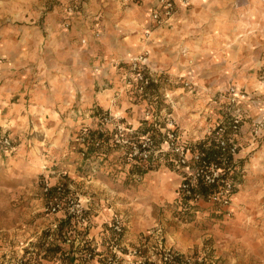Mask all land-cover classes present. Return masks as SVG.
Masks as SVG:
<instances>
[{
  "label": "rangeland",
  "instance_id": "rangeland-1",
  "mask_svg": "<svg viewBox=\"0 0 264 264\" xmlns=\"http://www.w3.org/2000/svg\"><path fill=\"white\" fill-rule=\"evenodd\" d=\"M175 1L174 15L189 3ZM134 8L143 12L145 6L139 0H0V91L6 88L0 92V264H65L68 256L52 250L55 245L74 251L82 264H159L170 252L191 264H264V201L233 205L248 162L264 147V126L259 136L254 133L264 119L249 115L252 106H264V70L257 71L252 89L235 81L211 89L156 67L153 52L126 47L132 34L149 41L161 26L140 28ZM25 33L31 35L28 45ZM24 44L27 56L21 54ZM37 47L47 67L55 51L72 48L75 61L62 63L87 64L91 90L101 92V100L108 97L107 107H82V87H68L58 99L41 81ZM232 87L247 99L231 110ZM204 93L203 107L190 108L205 122L202 128L194 124L197 135L183 126L187 105L181 96L198 100ZM237 113L243 120L234 139L230 205L188 203L180 188L182 170L170 155L130 159L116 142L121 128L125 137L150 132L158 142L172 130L202 148L220 121ZM227 135H233L230 126Z\"/></svg>",
  "mask_w": 264,
  "mask_h": 264
},
{
  "label": "crops",
  "instance_id": "crops-1",
  "mask_svg": "<svg viewBox=\"0 0 264 264\" xmlns=\"http://www.w3.org/2000/svg\"><path fill=\"white\" fill-rule=\"evenodd\" d=\"M140 1L145 6L144 11L140 12L138 8L132 11L135 17L138 15L137 26L152 25V13L157 6V0H139V3ZM18 8L24 12L21 3ZM23 15L24 18L27 17L23 13L21 18ZM134 27L132 25L131 28ZM152 34L153 39L142 41L140 34L134 33L126 41V47L132 51L150 50L153 52V64L156 67H163L171 74H185L203 87H227L231 81H235L243 89H252L257 83V71L264 70V0H189V3L181 4L177 14ZM30 36L25 33L21 37L27 41V45L28 40L32 43ZM24 45L25 50L21 48V54L27 56V45ZM35 45L38 46L37 43ZM183 52L187 55L183 56ZM9 53L18 55L12 50ZM34 53L36 61L41 59L35 64L42 73L41 81L54 89L58 99L62 90L68 92V87H75L76 90L82 87L81 100L77 101L82 107L89 108L98 103L107 107L108 97L101 100V92L91 90L92 81L88 76L90 68L87 64L77 61L64 66L62 63L63 60L70 62L74 59L75 52L72 48L55 51V57L48 67L44 64V51L37 47ZM82 55L86 56L84 53ZM50 65L51 69H47ZM5 89L0 92L6 93ZM205 94L199 96L198 100L181 96L182 104L187 105L183 115L191 116L190 119L186 117L183 120V126L197 135L200 131L194 128V124L202 128L205 122L197 112H190V108L193 103L196 108L203 107ZM67 97L72 96L69 94ZM45 102L48 103L46 99ZM251 108L249 115L252 119H264V106ZM247 167L248 174L246 173L242 187L234 198V207L260 206L264 201V147L256 152ZM260 211L264 212V208L261 207Z\"/></svg>",
  "mask_w": 264,
  "mask_h": 264
},
{
  "label": "built area",
  "instance_id": "built-area-1",
  "mask_svg": "<svg viewBox=\"0 0 264 264\" xmlns=\"http://www.w3.org/2000/svg\"><path fill=\"white\" fill-rule=\"evenodd\" d=\"M158 3L159 8L153 10L152 20L156 25H163L174 16L177 5L175 0H158ZM140 79L143 81V85L149 83L147 77L141 75ZM230 92L232 96L229 98V109L231 110L235 109L234 106L238 102L247 99V94L239 91L236 87H232ZM242 120L241 114L237 113L232 115L229 121L225 119L220 121L213 131L215 142L211 141L210 145H205L202 148H195L184 143L176 131L172 130L168 132L162 142H158L155 135L150 132L125 137L121 128L116 136V142L127 148V155L130 159L149 161L153 158L170 155L175 165L182 170L183 177L180 188L183 199L188 203L207 201L212 204L230 205L236 190L234 175L238 145L234 139L239 132ZM227 123L232 128L233 135H227L229 128L226 126ZM263 126L264 121L255 123L254 133L256 136H259ZM4 142L9 144L7 138L4 139ZM115 229L122 230L119 221L115 224ZM169 262L191 264L183 258L182 254L175 252L167 253L159 264H168Z\"/></svg>",
  "mask_w": 264,
  "mask_h": 264
},
{
  "label": "trees",
  "instance_id": "trees-1",
  "mask_svg": "<svg viewBox=\"0 0 264 264\" xmlns=\"http://www.w3.org/2000/svg\"><path fill=\"white\" fill-rule=\"evenodd\" d=\"M212 138V137H211ZM212 141L215 142V138H212ZM55 250L56 252H61V255H67L68 256V261L65 262V264H82V263H77V257L75 256V252H66L65 250H63V248L60 245H55ZM65 259V258H63ZM168 264H172L171 262H169Z\"/></svg>",
  "mask_w": 264,
  "mask_h": 264
}]
</instances>
